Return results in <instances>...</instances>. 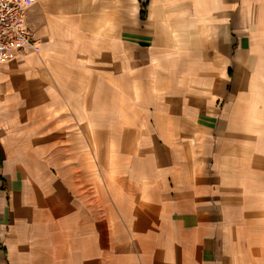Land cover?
I'll list each match as a JSON object with an SVG mask.
<instances>
[{"label": "crops", "instance_id": "1", "mask_svg": "<svg viewBox=\"0 0 264 264\" xmlns=\"http://www.w3.org/2000/svg\"><path fill=\"white\" fill-rule=\"evenodd\" d=\"M29 4L39 48L0 61V264H264V0ZM53 77L84 119L88 88L93 102L101 80L127 82L143 158L120 191L123 239L96 203L69 230L38 145Z\"/></svg>", "mask_w": 264, "mask_h": 264}, {"label": "rangeland", "instance_id": "2", "mask_svg": "<svg viewBox=\"0 0 264 264\" xmlns=\"http://www.w3.org/2000/svg\"><path fill=\"white\" fill-rule=\"evenodd\" d=\"M124 1L116 0L117 11ZM109 31H113L112 26ZM65 74L70 82L69 75L74 76L75 72L68 70ZM59 82V78L53 77L52 106L51 111H47L48 114L55 112L54 118L50 117L54 134L42 136L43 143L38 142V145L44 144L46 150L42 146L43 150L38 153L64 196L69 230L75 228L81 202L85 217H91V208L96 203L100 222L106 223L109 216L114 215L118 241L127 235V195L120 198V191L130 190L127 170L133 167L139 170V159L143 158L137 145H134L136 150L128 145L135 136L131 134L133 129L127 128V82L117 80L114 92L101 80L99 100L93 102L91 88H88L85 92L90 115L85 111V119L80 115L78 102H70L68 98L77 88L68 84L61 86ZM116 251L117 257L127 252L122 245L117 246Z\"/></svg>", "mask_w": 264, "mask_h": 264}, {"label": "built area", "instance_id": "3", "mask_svg": "<svg viewBox=\"0 0 264 264\" xmlns=\"http://www.w3.org/2000/svg\"><path fill=\"white\" fill-rule=\"evenodd\" d=\"M29 8V0H0V61L38 49L39 39L28 24Z\"/></svg>", "mask_w": 264, "mask_h": 264}, {"label": "trees", "instance_id": "4", "mask_svg": "<svg viewBox=\"0 0 264 264\" xmlns=\"http://www.w3.org/2000/svg\"><path fill=\"white\" fill-rule=\"evenodd\" d=\"M141 15H142V17L145 16V11H144V9L141 10Z\"/></svg>", "mask_w": 264, "mask_h": 264}, {"label": "bare ground", "instance_id": "5", "mask_svg": "<svg viewBox=\"0 0 264 264\" xmlns=\"http://www.w3.org/2000/svg\"><path fill=\"white\" fill-rule=\"evenodd\" d=\"M39 48V47H38Z\"/></svg>", "mask_w": 264, "mask_h": 264}]
</instances>
